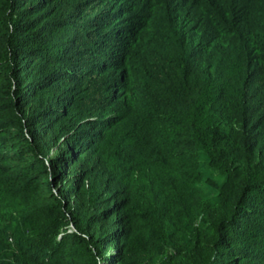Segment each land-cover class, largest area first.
<instances>
[{
    "label": "trees",
    "instance_id": "16d2710c",
    "mask_svg": "<svg viewBox=\"0 0 264 264\" xmlns=\"http://www.w3.org/2000/svg\"><path fill=\"white\" fill-rule=\"evenodd\" d=\"M5 226L17 264H264V0H0Z\"/></svg>",
    "mask_w": 264,
    "mask_h": 264
},
{
    "label": "rangeland",
    "instance_id": "374dc122",
    "mask_svg": "<svg viewBox=\"0 0 264 264\" xmlns=\"http://www.w3.org/2000/svg\"><path fill=\"white\" fill-rule=\"evenodd\" d=\"M23 228L17 229V227L11 228L10 226L4 227L7 240L11 248H0V264H17L14 261V253L18 252L21 246ZM167 251L172 252V248H167Z\"/></svg>",
    "mask_w": 264,
    "mask_h": 264
}]
</instances>
